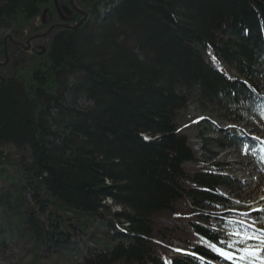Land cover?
Returning a JSON list of instances; mask_svg holds the SVG:
<instances>
[{"label":"trees","instance_id":"obj_1","mask_svg":"<svg viewBox=\"0 0 264 264\" xmlns=\"http://www.w3.org/2000/svg\"><path fill=\"white\" fill-rule=\"evenodd\" d=\"M55 1L59 14L54 0H0L13 40L0 66V146L22 154L1 162L17 176H7L17 235L35 257L78 251L75 264H238L209 242L225 247L212 220L246 208L218 194L240 183L196 160L182 132L193 101L234 125L211 128L232 147L264 145L238 127L264 106V0H74L81 26L24 51L82 19ZM251 217L263 222L262 211Z\"/></svg>","mask_w":264,"mask_h":264},{"label":"rangeland","instance_id":"obj_2","mask_svg":"<svg viewBox=\"0 0 264 264\" xmlns=\"http://www.w3.org/2000/svg\"><path fill=\"white\" fill-rule=\"evenodd\" d=\"M109 10L110 8L105 12L107 13ZM105 12L102 9L98 10L101 18L106 14ZM8 33V31L2 30L0 31V36L6 39L10 36ZM77 106L85 108L88 106V103L84 99H80L77 101ZM186 116L193 120L194 123L188 128L183 129L182 133L186 136L188 145L196 160L208 162V157H211L224 169L232 180L240 183L239 188L235 186L228 189L221 188L218 190V194L229 199L235 198L246 207L245 209H239L238 212L230 213L221 223L213 219L212 226H221L220 231L227 238V244L232 245L230 250L235 254L238 264H261V260L259 259L248 258L240 260V257L244 255V249H264V246L259 245L256 241H243L244 234L253 236L252 240H264V211H262V223H256L251 217V213L264 209V202L258 204L257 199L260 195L254 192L248 185L249 179L247 177V173L249 172H255L257 176L264 175V156L262 153L264 152V148L260 146L257 148L256 146L254 148L248 146L232 147L230 143L222 140L220 135L212 133L211 128L223 131L234 126L226 122L223 114L215 108H201L193 101H190L187 105ZM246 121V123L238 125L241 133L245 136L251 135L259 142L264 143V106L262 114H260L258 119ZM200 141L204 142L203 146ZM220 143L224 146L221 147ZM203 150L206 153H203ZM21 155L19 151L10 146H0V241L3 240L4 243L3 245L0 244V264H75L81 258V254L78 251L62 252L58 258H48L41 255L35 257L32 247L17 235L16 227L18 226L19 216L13 206L16 205L14 198L16 200L18 187H13L7 182L8 175L14 181L15 179L17 180V176L15 169L9 168L1 162L6 160L18 163ZM237 161H240V163ZM185 167L187 169L193 168L190 164L185 165ZM5 192L12 194V208L11 206L7 208L3 203L1 195ZM25 197L26 203H29L27 196ZM201 210L203 214L220 217L217 213L220 209L217 207L214 208L203 204ZM235 222L243 224L246 227L239 228L234 226L233 223ZM162 223L166 225L174 224L173 221H162ZM237 232L241 236L234 235ZM99 236L100 240H105L103 233L99 234ZM261 256L264 257V251L261 252Z\"/></svg>","mask_w":264,"mask_h":264},{"label":"snow or ice","instance_id":"obj_3","mask_svg":"<svg viewBox=\"0 0 264 264\" xmlns=\"http://www.w3.org/2000/svg\"><path fill=\"white\" fill-rule=\"evenodd\" d=\"M259 211H264V209H259ZM236 236H241L239 232L234 233ZM253 236H248L247 234L243 235V241H247L253 239ZM220 243H225L221 241ZM261 244H264V241H261ZM209 247H211L217 254H219L222 258L227 259L229 261H235V254L229 249L232 247L231 244H225V247H219L217 244L209 242ZM264 249H244V255L240 257V260H246L248 258H255L261 260V264H264V257L261 256V252Z\"/></svg>","mask_w":264,"mask_h":264},{"label":"water","instance_id":"obj_4","mask_svg":"<svg viewBox=\"0 0 264 264\" xmlns=\"http://www.w3.org/2000/svg\"><path fill=\"white\" fill-rule=\"evenodd\" d=\"M54 5H55V8H56V10H57V12H58V14H59V10H58V8H57V3H56V1L54 0ZM69 5H70V7L72 8V10H74V11H77L78 13H80L81 15H82V19L74 26V27H69V26H66V25H55V26H52L51 28H49V30L45 33V34H43V35H41V36H34V37H31V38H29L28 40H27V42H26V46H23V45H20V44H18L24 51H29V49H30V42L32 41V40H34V39H38V38H40V37H45L47 34H49L51 31H53L54 29H57V28H71L73 31H76L80 26H81V24L85 21V19H86V14L85 13H82V12H80V11H78L77 10V8L74 6V4H73V0H69ZM7 40H9L10 42H13L12 41V38L10 37V36H8L6 39H4L3 40V46H4V48H3V51H4V55H5V61H4V63H2V64H0V66H5L6 64H7V62H8V57H7V54H6V47H5V45H6V43H7ZM42 51H43V49H42ZM3 79L0 77V84H2L3 83Z\"/></svg>","mask_w":264,"mask_h":264},{"label":"bare ground","instance_id":"obj_5","mask_svg":"<svg viewBox=\"0 0 264 264\" xmlns=\"http://www.w3.org/2000/svg\"><path fill=\"white\" fill-rule=\"evenodd\" d=\"M238 162V161H237ZM240 163V161L238 162ZM247 177L249 179L248 185L252 188L254 192L259 194V198L257 199L258 204L264 202V175L257 176L255 172L247 173ZM234 226L239 228L246 227L240 223H233Z\"/></svg>","mask_w":264,"mask_h":264}]
</instances>
